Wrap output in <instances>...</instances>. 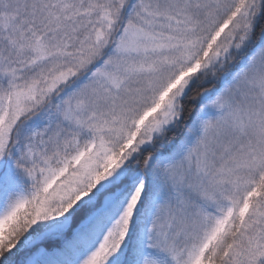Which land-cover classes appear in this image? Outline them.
<instances>
[{"label": "snow or ice", "instance_id": "1", "mask_svg": "<svg viewBox=\"0 0 264 264\" xmlns=\"http://www.w3.org/2000/svg\"><path fill=\"white\" fill-rule=\"evenodd\" d=\"M0 264H264V0H0Z\"/></svg>", "mask_w": 264, "mask_h": 264}]
</instances>
